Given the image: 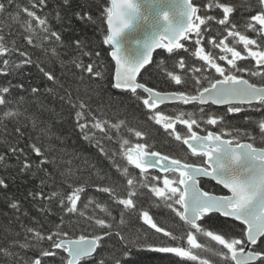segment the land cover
<instances>
[{
  "label": "snow or ice",
  "instance_id": "obj_1",
  "mask_svg": "<svg viewBox=\"0 0 264 264\" xmlns=\"http://www.w3.org/2000/svg\"><path fill=\"white\" fill-rule=\"evenodd\" d=\"M64 2L67 3L68 0ZM157 3L158 0H151L150 7ZM31 7L33 9L46 7V0H33ZM170 7L177 9L174 18L179 23L173 22L169 10H162L160 15L165 21L163 31L157 32L150 41L143 44L137 58L128 59L121 55L120 49L114 42L116 37L141 15L140 6L134 0H111V7L107 9L109 34L104 43L114 49L111 53L115 60L113 87L130 92L137 101H142L143 107L148 110L145 115L149 122L160 126L166 134L174 136L176 141H182L190 149L192 157L203 158L202 162H189L161 154L150 150L146 142H137L133 147L125 140L122 147L127 163L138 169L140 176L145 180L127 178L125 188L120 183V177L116 176L110 178L111 182L108 186L102 184L95 186L97 192L107 194L116 205L122 206L121 223L125 210L129 217L136 213L137 218L142 219L146 225L155 230V233H162V237L159 240H153L148 236L132 239L121 235L120 231H113V225L106 224L104 219H96L95 224L103 230L101 234L91 236L82 234L72 239L66 231L68 225L64 221L67 219L71 222L74 214L83 217V212L78 213L77 202L81 201L82 195L87 198L88 193L84 187L73 188L72 184H68L67 187H63V191L54 190L50 195L44 191L30 193L34 199L39 197L48 202L47 207L42 205L43 212H51V204L58 203L62 215L59 224L55 225V231L49 230V234L45 236L40 230H35L32 242L21 243L12 240L0 248V256L12 257L11 249L14 247L35 251L41 242L48 241L52 248L60 249L65 255L41 250L39 256H57L59 264H80L82 260L92 258L98 248H103L109 241L118 238L111 259L107 261L101 259L100 264H156L157 260L162 261L168 254L179 258L170 261L169 264H181L183 259L190 261L199 259L191 249L203 247L197 242L194 234L203 233L220 246L216 255L221 258L222 264H264V147H255L253 143H241L235 136L232 139H224L222 131H207L206 135L193 131L194 126L200 128L201 124H204L205 129L209 125L223 124L225 115L211 111L213 105H227L226 113H240L243 111V105L253 106L254 102L264 107V86H257L244 79L242 75L247 72L250 76H260L264 80V0H256L255 14H251L243 21L244 31L240 30L241 24L237 20L230 18L235 9L227 0H209L206 5L207 9L219 10L220 16L210 15L208 12L201 14L194 0H179L178 5ZM2 8L3 3L0 2V10ZM23 10L28 17L44 26L46 37H54L56 41L61 40L58 33L51 30L46 20L37 16L35 11L29 8ZM143 18L148 19L147 16ZM248 33L254 34L255 38ZM3 39L0 35V56L5 54L11 56L14 52H19L20 57H28L23 61L24 63H32L31 53L16 49L14 46L6 47ZM181 39L191 40V43L186 45L180 42ZM164 40H167V43H163ZM27 43L30 46L40 47L33 45V40L30 38ZM73 43L81 49L82 55H91L82 51L83 46L80 41ZM156 48H164L171 54L167 60L173 66L166 72V81L178 86L174 90H157L152 86H146L145 83L137 82V75L150 63L152 52ZM179 50H183L184 54L181 55ZM240 61L247 63H238ZM253 61L255 67L251 66ZM69 63L74 64L82 73L99 75L94 72L92 64L85 65L74 60ZM2 64L4 70H8L14 62L4 59ZM61 64L63 65L64 62L61 61ZM40 71L48 81L57 80L54 70L41 68ZM11 87V84L0 86V105L11 103L5 98ZM38 92L37 88H31L32 94L36 95ZM59 98L66 99L71 107H79L81 111L85 107L83 104L76 105L67 91ZM168 105H192L198 108L199 117L185 111L178 114L168 113L166 111ZM81 111L75 113L78 121L76 126L85 138L87 132L92 129H98L105 136L108 135L107 126L94 117L91 127L86 122H79ZM10 115L13 113H5V116ZM177 124L186 126L187 132L178 130ZM259 129L264 137V120L259 122ZM17 131L23 138L24 133L21 129L18 128ZM134 134L138 141L146 135L142 131H135ZM29 139L31 140V137ZM55 139L59 140L60 137L55 136ZM18 144L19 142L16 145H9V150L20 163V174L36 175L43 172L45 178L41 179V185L47 187L45 179H51L56 171V161L50 158L53 149L45 150L36 143H31L28 146L29 151L40 158L34 161L24 149L19 148ZM97 147L105 156L110 155L99 144ZM4 160L5 156L0 155V162ZM49 166L52 171H49ZM149 169H157L164 175L152 176L151 182L146 183ZM123 171L126 177L131 175L127 168ZM199 177H211L227 189L230 195H211L201 191L198 187ZM105 179H109L106 173ZM161 180L162 186H158ZM137 185L139 189L148 188L149 192L138 190ZM7 187L5 179L0 178V188ZM149 196L158 198V203L163 202L165 207L175 213L179 221L183 222L179 228L166 230L165 227L158 226L149 210L144 208V202ZM5 200H8L7 196ZM8 203L12 209L19 211L16 202L9 200ZM210 213L220 215H209ZM221 217L238 221L239 225L229 224ZM91 219L92 217L88 218L89 223ZM206 224H218L221 229L226 230H221L220 234H217L206 230L204 227ZM185 225L187 228L184 227ZM72 227L75 228L76 225ZM33 231L32 228L26 229L27 233ZM178 233L186 234L188 247L181 243L184 236ZM26 264H41V259L29 260ZM201 264L208 262L201 261Z\"/></svg>",
  "mask_w": 264,
  "mask_h": 264
},
{
  "label": "trees",
  "instance_id": "obj_2",
  "mask_svg": "<svg viewBox=\"0 0 264 264\" xmlns=\"http://www.w3.org/2000/svg\"><path fill=\"white\" fill-rule=\"evenodd\" d=\"M0 2L3 3V8L0 10V35L4 38V45L31 53L32 60L31 64L24 63L23 61L28 57H20L19 52H14L11 56L7 54L0 56V86L12 85L10 92L5 94V98L11 103L0 105V155L5 156V160L0 162V178L5 179L8 185L6 189L0 188V248L12 240L21 243L32 242L35 230H40L45 236L49 234V230L55 231V225L59 224L62 215L58 203L51 204V212H43L41 207L42 205L47 207L48 202L39 197L34 199L30 193L44 191L50 195L54 190L63 191V187H67L68 184H72L73 188L84 187L88 193L87 198L82 195L81 201L77 202L78 213L83 212V217L74 214L71 222L67 219L64 221L68 225L66 231L72 239L82 234L88 236L101 234L103 230L95 224V220L104 219L106 224L113 225V231H120L123 236L132 239L148 236L153 240H159L162 233H155L154 229L137 218L136 213L129 217L125 210L121 223L122 206L116 205L107 194L97 192L95 188L100 184L108 186L111 182L110 178L116 176L120 177V183L125 188L127 178L145 180L140 176L138 169L127 163L122 147L125 140L133 147L137 142H146L150 150L173 158H181L189 162H194L193 158H195L182 141H176L174 136L166 134L160 126L149 122L145 115L148 110L143 107L142 101H137L130 92L113 87L115 63L111 58L112 48L104 43L109 34L107 9L111 7L110 0H68L67 3L64 0H46V7L34 9L31 7L33 0H0ZM194 2L200 8L201 14L208 12L210 15L220 16L219 10L207 9L209 0H194ZM227 2L235 9L230 18L237 20L241 24L240 30L244 31L243 21L251 14H255L256 0H227ZM24 8L35 11L37 16L46 20L48 27L56 31L61 40L56 41L54 37H46L44 26L28 17ZM248 34L255 38L254 34ZM192 36L194 38V34ZM29 38L33 40V45L40 47L28 45ZM74 41H80L83 46L82 51L91 55H82L81 49L74 45ZM183 43L190 44L191 40ZM179 51L181 55L184 54L183 50ZM170 55L164 49L157 51L151 64L141 74L140 82L157 90H174L178 87L166 81V72L173 66L167 60ZM4 59L14 62L8 70H4L2 64ZM73 60L85 65L92 64L94 72L99 75L82 73L74 64L69 63ZM61 61L64 62L63 65ZM238 63H247V61ZM251 66L255 67L254 61ZM41 68L54 70L57 80L48 81L40 71ZM242 75L257 86H264V80L260 76H250L247 72ZM18 85L23 87H17ZM33 87L39 90L38 94L31 93ZM65 91L70 93L76 105L85 106L82 111L79 107H71L66 99L59 98ZM242 108L243 111L240 113H226L227 108L211 106V111L225 115L223 124L209 125L206 129L204 124H201L200 128L194 126L193 131L203 133L209 130L222 131L226 138L232 139L235 136L239 142H249L255 147H264V137L259 129V122L264 120V107L256 104ZM77 111H81L79 122H86L91 127L94 117L107 126L108 135L105 136L98 129H92L87 132L85 138L76 126ZM166 111L171 114H178L181 111L191 112L199 117L198 108L192 105H168ZM6 112H11L13 115L5 116ZM18 128L24 133L23 138L17 131ZM176 128L187 132L184 125L177 124ZM135 131H142L146 135L138 141ZM55 136H59L60 139L56 140ZM17 142L19 148L24 149L34 161L40 158L29 151L28 146L31 143L34 142L45 150L53 149L50 158L56 161V171L51 179H45L47 187L41 185V179L45 178L43 172L36 175L20 174V163L9 150V145H16ZM97 144L110 155L105 156L101 153ZM195 162L199 163V161ZM125 168L130 176L124 175ZM49 171H52L50 166ZM105 173L109 178L107 180ZM147 176L148 180L145 182L150 183L152 176L161 175L148 172ZM158 186H162V180ZM201 186L209 193H225L222 190L208 188L204 182ZM137 188L142 192H149L148 188L139 189V185ZM5 196L8 200H5ZM9 200L18 204L19 211L9 206ZM157 201L158 198L149 196L144 202V208L149 210L158 226H163L166 230L179 228L183 222L179 221L175 213L165 207L163 202ZM209 215L219 216V214ZM89 217H92L90 223ZM221 219L227 220L229 224L239 225V222L223 217ZM72 225L76 227L73 228ZM184 227L187 228L186 225ZM204 227L217 234H220L221 230H226L221 229L218 224H206ZM27 228H32L34 231L27 233ZM178 234L184 236L181 243L188 247L186 234ZM194 234L197 242L203 245L202 248L191 249L199 259L197 261L183 259L181 264H201V261H207L208 264H222L221 258L216 255L220 246L203 233ZM117 240L118 238L109 241L103 248H98L94 257L83 260L80 264H100L101 259L110 260ZM41 250L65 255L60 249L52 248L50 242L43 241L35 251L12 248V257L0 256V264H26V261L36 258L41 259V264H59L57 256H39ZM176 259L179 258L168 254L162 261L157 260L156 264H169Z\"/></svg>",
  "mask_w": 264,
  "mask_h": 264
},
{
  "label": "water",
  "instance_id": "obj_3",
  "mask_svg": "<svg viewBox=\"0 0 264 264\" xmlns=\"http://www.w3.org/2000/svg\"><path fill=\"white\" fill-rule=\"evenodd\" d=\"M134 2L140 6L141 15L129 26V28L125 29L118 37H116L115 42H114L115 46L120 49L121 55L123 57L128 58V59L137 58L139 56L138 51H140L142 49L143 44L147 41H150L157 34V32L163 31V29L165 27V21L163 20L162 16L160 15V12L162 10H169L170 14L173 16V18H172L173 22L177 23V24L179 23V21L174 18L176 15L177 9L174 7H170L172 5H178L179 0H158V3L155 6H151V7H150L151 0H134ZM110 3H111V0H110ZM144 16H147L148 19L145 20L143 18ZM107 26H108V24H107ZM183 41L184 40L181 39L180 42L183 43ZM162 42L167 43V40H164ZM161 49H164V48H156L153 50L150 63L145 65L144 68H142L140 70V73L137 75V82H139L140 76L143 73V71L151 64L155 53ZM113 50L114 49L112 47V51ZM164 50H166V49H164ZM112 51H111V53H112ZM111 58H112V56H111ZM113 61L115 63L114 59H113ZM114 77H115V74H114ZM244 79H246V78H244ZM138 91H140V90H138ZM256 104H257L256 102L253 103V105H256ZM213 106L219 107V108L228 107L227 105H213ZM243 106H248V105H243ZM243 143H248V142H243ZM185 146L187 147V145H185ZM149 160H151V158H149ZM149 171L159 172L157 169H149L148 172ZM159 173L164 174L161 172H159ZM201 179H211L214 182H216V180L212 179L211 177H199L198 178V187L201 191H205L202 189V187L200 185ZM209 194L216 195V194H212V193H209ZM215 214H219V213H215ZM227 219H231V218H227ZM95 254L96 253H94L93 256Z\"/></svg>",
  "mask_w": 264,
  "mask_h": 264
},
{
  "label": "flooded vegetation",
  "instance_id": "obj_4",
  "mask_svg": "<svg viewBox=\"0 0 264 264\" xmlns=\"http://www.w3.org/2000/svg\"><path fill=\"white\" fill-rule=\"evenodd\" d=\"M209 131H211V130H209ZM214 132V131H213ZM200 135H206L207 134V131L206 132H198ZM223 138H226L225 136H223ZM226 139H230V138H226ZM241 143H243V142H241ZM249 143V142H248ZM198 157H195V158H193L194 159V162L195 161H199V163H201L202 162V159L203 158H198ZM204 182V185L205 186H207L208 188H210V189H214V190H222V191H225V193L224 194H218V195H230V193L226 190V189H224L223 188V186H221V185H219V184H217V183H215L213 180H211V179H202L201 180V183H203Z\"/></svg>",
  "mask_w": 264,
  "mask_h": 264
}]
</instances>
